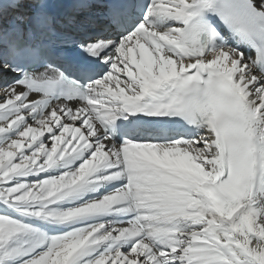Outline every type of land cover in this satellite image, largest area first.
Instances as JSON below:
<instances>
[{
    "label": "snow or ice",
    "instance_id": "1",
    "mask_svg": "<svg viewBox=\"0 0 264 264\" xmlns=\"http://www.w3.org/2000/svg\"><path fill=\"white\" fill-rule=\"evenodd\" d=\"M0 264H264V0H0Z\"/></svg>",
    "mask_w": 264,
    "mask_h": 264
}]
</instances>
